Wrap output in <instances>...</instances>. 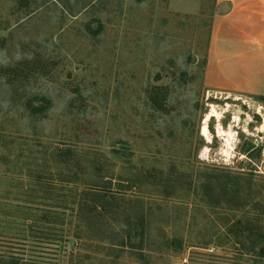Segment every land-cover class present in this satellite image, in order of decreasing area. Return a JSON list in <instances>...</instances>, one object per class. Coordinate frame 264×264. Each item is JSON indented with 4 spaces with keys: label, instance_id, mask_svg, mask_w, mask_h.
Returning <instances> with one entry per match:
<instances>
[{
    "label": "rangeland",
    "instance_id": "rangeland-1",
    "mask_svg": "<svg viewBox=\"0 0 264 264\" xmlns=\"http://www.w3.org/2000/svg\"><path fill=\"white\" fill-rule=\"evenodd\" d=\"M223 8L0 0V264H264V100L204 81Z\"/></svg>",
    "mask_w": 264,
    "mask_h": 264
},
{
    "label": "crops",
    "instance_id": "crops-1",
    "mask_svg": "<svg viewBox=\"0 0 264 264\" xmlns=\"http://www.w3.org/2000/svg\"><path fill=\"white\" fill-rule=\"evenodd\" d=\"M224 7L214 20L204 68L215 92L264 96V0H217Z\"/></svg>",
    "mask_w": 264,
    "mask_h": 264
},
{
    "label": "trees",
    "instance_id": "trees-1",
    "mask_svg": "<svg viewBox=\"0 0 264 264\" xmlns=\"http://www.w3.org/2000/svg\"><path fill=\"white\" fill-rule=\"evenodd\" d=\"M261 99L264 100V96H261ZM46 103L44 104L43 103V106L45 107ZM39 106H37L36 108L33 109V112H41L40 109H38ZM30 108V107H29ZM48 108V107H46ZM43 107H42V111H43ZM250 147H252V145H250L248 148H246V151H250ZM226 186V185H225ZM227 192L226 189H224V193ZM226 196V194H224ZM142 231L140 233H137L136 234H130V233H127L125 235L126 238H125V235L123 237V240H122V245H125V243H127V241L131 244L132 240H135V238H137V236L139 234H141ZM142 235V234H141ZM252 234H247L246 231L245 232H242V233H236L233 235L234 238H236V240L239 241V243H241L242 245H244L245 247H247L244 242V239H246L248 236H250ZM141 238H144V236H140ZM180 248H182V244H180ZM259 248V249H258ZM255 249H258L259 250V255L264 257V234L261 235V237L258 236V239H257V243H252V251H254ZM29 262H25L24 260H22L21 258H11L7 261H4V264H28ZM30 264H43V263H34V262H30Z\"/></svg>",
    "mask_w": 264,
    "mask_h": 264
},
{
    "label": "bare ground",
    "instance_id": "bare-ground-1",
    "mask_svg": "<svg viewBox=\"0 0 264 264\" xmlns=\"http://www.w3.org/2000/svg\"><path fill=\"white\" fill-rule=\"evenodd\" d=\"M250 103H251L250 105L252 107L256 108L259 113L264 114V111H263L264 108L261 105L256 106L253 103V101H250ZM216 115H217V117L220 118L222 114L220 115V112L213 106L212 110L207 114L206 119L204 121V124L202 126V133L205 137H207L208 140H211V138H212L210 130H209V126H208V121L211 119L212 116H216ZM235 119H236V121L239 120V115L236 114ZM259 129L262 132L264 131V122L259 127ZM218 133H219V135L224 136V141L226 142V145H227V148H225L224 153H227V155L230 154V152L234 148L233 140L235 138V132L233 131V129H224L221 127V125H219L218 126Z\"/></svg>",
    "mask_w": 264,
    "mask_h": 264
},
{
    "label": "built area",
    "instance_id": "built-area-1",
    "mask_svg": "<svg viewBox=\"0 0 264 264\" xmlns=\"http://www.w3.org/2000/svg\"><path fill=\"white\" fill-rule=\"evenodd\" d=\"M183 261H184V263H187L188 262V258L185 257Z\"/></svg>",
    "mask_w": 264,
    "mask_h": 264
}]
</instances>
